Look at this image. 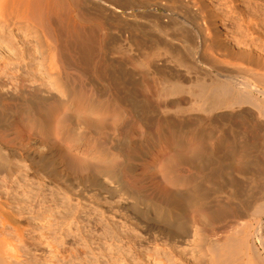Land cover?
Listing matches in <instances>:
<instances>
[{
	"label": "bare ground",
	"instance_id": "bare-ground-1",
	"mask_svg": "<svg viewBox=\"0 0 264 264\" xmlns=\"http://www.w3.org/2000/svg\"><path fill=\"white\" fill-rule=\"evenodd\" d=\"M248 2L264 8V0ZM191 3V0H0V30L3 31L2 27L12 28L13 25L22 24L19 26H25L24 35L35 33L37 37L36 40L32 39V35L27 37L26 47L25 44L14 42L12 37L0 34V49L1 44H4L9 51L5 58L2 57L0 65V150H8L11 145H21L19 141L10 138L20 132L21 128L48 137L51 129L49 119L58 114L67 118L71 127L79 125L75 118L76 102L85 97V85L93 86L97 98L106 96L97 106L107 110L106 117L117 120V127L114 133L108 121H104L100 134L109 146L119 151L123 162L126 159L124 147H142L139 140L128 137L129 130L134 127L128 117L129 111L135 120H141L149 133L157 129L159 120L162 125L175 128L172 118L177 115L184 118L186 115H196L200 124L209 120L207 124L210 128H196L193 131L194 138L185 144L189 155L178 156L181 162L190 160L194 162V167L201 170L200 175H188L190 187L194 191L199 179L212 180L224 176V168L220 170L222 167L210 165L216 153L215 150H208V146L214 144L216 148H226L227 154L236 162H233L237 168L234 170L240 178L237 183L229 181L230 188L224 191L222 197L229 200L233 187L235 193L243 198L241 202H236L238 204L235 208L230 207V200L229 206L226 204L227 199L225 202L221 200L217 217L223 222L219 229L223 234L206 237L209 252L206 264H240L244 260L245 264H264L260 254L264 253V131H261L264 129V72L258 71L262 68L259 64L254 66L250 57L247 62L241 55L235 62L222 59L228 56V51L225 52L219 43L217 47H212V32L205 21L191 22L185 15L177 16V19L173 9L168 13L162 9L165 4L177 9ZM134 5L138 9L136 6L131 7ZM150 9H159L161 12H149ZM161 13L166 15L164 19ZM139 15L151 22L157 35H152V28L153 31L149 33V27L146 29L139 23L136 19ZM33 43L45 44L44 50L47 53L35 55ZM21 45L24 48L15 54L13 49ZM215 50L222 53V58ZM35 65L39 66L38 69H34ZM77 67L82 69L84 77L76 74ZM140 67L143 72L137 71ZM42 69L46 70V77L42 75ZM3 86H6L5 92L1 91ZM24 95L26 100L22 99ZM10 99L16 102L17 111L28 112L38 123H22L25 117H21V123H16V111L6 107L5 101ZM38 107L41 108L40 112L37 111ZM233 114L239 117L238 121H230V118L227 120V115ZM234 126L239 128L236 136L227 131ZM215 130H219L220 134L215 135ZM150 139L154 141L151 135ZM33 142L31 145L42 144V140L36 138ZM46 145L49 148L47 155H26L34 173H42L50 184L57 177H65L74 187L81 184L85 188L97 189L99 198L92 199L93 203L111 215L96 210V216L93 214L89 221L95 225H112L117 222L114 216L124 220L129 227L133 225L131 228L135 230V222L131 223L121 213L126 209L144 224L145 229L142 227L145 235L152 230L168 238L177 235L181 222H162L154 218L177 220L178 213L185 210L191 200L166 205L135 197V202L127 203L121 195V200L114 202L119 203L109 204V207L104 204V194L120 191L129 193L125 191L127 183L123 172L128 170L134 173L138 170L137 165L122 164L112 170L97 168L85 178L76 177L70 160L62 158V147L51 146L50 142ZM258 151L261 152L259 157L263 158L262 161L257 156ZM203 153L204 157L201 156ZM10 158L11 155L0 153V172ZM204 167L212 168L205 171ZM103 173L109 174L112 186L101 180ZM74 180L78 183L75 184ZM17 186V180L12 177L0 180V264H13L14 260L20 262L22 258H18L23 255L17 253V243H21L19 246L24 249L36 248V243L43 244V239L51 236L44 232V228L52 225L51 220L44 222L42 216L39 218V226L32 225L33 216L37 217L42 212L33 209L34 204L29 199L21 201L17 197ZM67 190L71 194L69 200H76L77 205L80 204L79 198L87 199L82 189L77 193L69 188ZM24 191L23 188V194ZM50 198L52 203L49 201V206L52 209L54 206L59 207L57 200L55 202L54 198ZM37 201V204L42 203L39 199ZM67 204L71 206V203ZM140 204L143 208L139 207ZM111 205L118 211H113ZM35 212L36 215H29ZM61 219L56 217L57 227L53 229L56 235ZM72 223L78 222L72 219L68 221L71 230ZM39 227L42 229L39 233L44 238H36L32 234ZM77 228L75 226V231ZM78 236L84 238L83 235ZM50 239L47 246L55 251L53 257L63 261L67 255L59 246L60 241L52 242ZM84 239L87 243L88 239ZM45 255L31 253L29 257L38 261L54 259L52 255Z\"/></svg>",
	"mask_w": 264,
	"mask_h": 264
},
{
	"label": "rangeland",
	"instance_id": "rangeland-1",
	"mask_svg": "<svg viewBox=\"0 0 264 264\" xmlns=\"http://www.w3.org/2000/svg\"><path fill=\"white\" fill-rule=\"evenodd\" d=\"M191 1L192 3L186 7L174 9L165 4L162 6V9L167 13L170 12V9H173L175 11V17L185 15L191 22L205 21L212 32V47H217V43L221 44L225 52L228 51L227 54L229 57H224L222 53L215 50L216 54L221 58L223 56L222 59L232 62L237 61L235 59L239 58V55L246 60L245 62L249 61L248 57H250L254 66L259 64L262 68H258V71L264 72V8L261 6L255 7V5L249 3L248 0ZM131 7L138 9L137 5ZM150 11L161 12L159 9H150L149 12ZM161 14L164 19L166 16L165 13ZM141 16L136 19L143 27L145 26L146 29L149 27L148 32L150 33L154 30L151 26V22ZM178 18L179 17H177V19ZM19 25L22 24L13 25L12 28L2 27L3 31L0 30V34H6L12 37L14 42L25 44L26 47H28L26 42L27 37L32 35V39L36 40V34L24 35L25 26L21 27ZM154 32H156V34ZM157 34L158 32L156 30L152 32V35ZM217 40L219 42H217ZM44 45L45 44L33 43L32 50L35 51L34 54L38 56L46 54L47 52L44 50ZM1 47L0 65L2 64V57L5 58L9 53L6 45L1 44ZM21 48L23 49L24 45H21L18 49H13V52L18 54ZM205 62L210 63L208 60H205ZM215 65L217 67L221 66V64ZM38 67V65H35L34 69H38ZM130 68L131 66L129 70ZM137 71L143 72L144 70L140 67L139 69L137 68ZM76 74L80 77H84L81 68H76ZM42 75H44V77L47 76L45 69H42ZM50 82L52 83L54 80H50ZM5 89L6 86L1 87V91L5 92ZM84 89L86 90L85 97L76 102L75 118L76 121L80 123L79 125L71 127L68 119L58 114L49 119L51 129L48 137L37 135L35 132H29L21 128L20 132L11 137L9 136L21 143V145H13L14 148L12 145L10 146V148H12L11 152L14 151L13 155L10 152V148L8 149L9 151L6 148L2 149L3 151L5 150V154L0 150V153L3 155L12 156L6 167L0 172V180L3 177H12L16 179L18 186L21 185L20 187L17 186V197L20 198L21 201L29 199L32 204H34L33 209L42 212L39 213L37 211L39 213L38 216H33L31 221L32 225L39 226V218L42 216L44 222L46 220L52 221L51 226L44 228V232L50 234L51 236L49 237L51 239H46L43 235H40L39 232L42 230L40 227L32 233L36 238H44L43 244L37 241L38 243L36 244L38 246L36 245V248L30 247L28 248L30 250H28L25 247L26 249H24V247L21 248V245V247L19 246L21 243H17V247L15 241L13 240L15 244H13L12 241L13 246L15 245L16 248H19L17 249L19 250L17 253L20 252V254L23 255L19 257L18 260L21 258L24 259H21L19 263L14 260L13 264H206L209 255L205 243L206 237H208V235L215 236L218 234V236H220L223 234L220 233L221 230H219L223 222L218 220L217 217L218 208L220 203H222L221 200L225 202L227 199L226 204L230 200V207L235 208L243 198L239 196V193V195L235 193L236 191L233 187L231 188L232 195L229 197V200L228 198L222 197L225 195L223 194L225 193L224 191H228L230 188L229 181L232 180L237 183L240 178L239 176L237 177L238 174L234 170L236 168V165L234 166L236 162L227 154L226 148L221 146L216 148L214 144H209L208 146V150H215L216 153L214 156L215 159L211 161L210 165L213 167L214 165L219 168L222 167L220 170L224 168L222 173L225 172L226 174L224 173L223 177L212 179L215 183L209 178L208 180L199 179V183L194 190L196 193H193L194 191L190 187L188 175H200L201 170L194 167L192 165L194 162H190V160L181 162L178 156L184 157L189 155L185 148V144L194 138L193 131L196 128H199V130L210 128L207 124L209 120H206L204 124H200L198 120H196V115L190 114L189 117L186 115L185 118L177 115V117L172 118L175 125L174 128L170 125H162L161 121L158 119L159 121L157 122L159 126L153 133H149V129L142 125L141 120H135L128 110L130 123H134L132 130H129L128 137L132 140H139L142 147L140 148L136 145L129 148L124 147L123 151L126 159L123 162V156L119 151L109 146L100 134V130L104 126V121H108L110 129L113 130L114 133L117 127V120L114 117H106L108 115L107 110L97 106L99 101H103L106 96L103 95L97 98L92 85H85ZM22 99L26 100L27 98H25L24 95ZM5 102L7 109L16 111L14 112V114H16V123H21V117H25L22 123L28 125H35L38 123L28 112L17 111L15 101L10 99ZM127 109H129V107ZM37 111L40 112L41 108L38 107ZM228 116L229 115H227V120L229 118L230 121L239 120L237 115L233 114V116ZM177 129H181V131L178 132ZM238 130L239 128L235 126L231 129H227L228 133L233 136H236ZM261 131H264V129ZM261 131L260 133H262ZM218 134H220V131L215 130V135ZM150 135L154 141L150 139ZM34 138L42 140V144L31 145L34 143ZM213 140L214 139L210 140V142ZM47 142H50L51 146L60 145L62 147V158L66 157L67 160H70L71 168L74 170L76 177L85 178L86 175L97 168L112 170L114 167L128 163H133L138 166V170L134 173L128 170L123 172V177L126 181L125 184L127 183L125 191L130 192L120 191L112 194L105 193V200H103L105 201L104 204H118L119 202H114L121 200V195L122 198L127 200V203L135 202V197H142L143 199L166 205L172 202H183L186 199L191 200L187 208L178 213L177 220L167 217L154 218L156 221L162 222H167V220L181 222L182 225L179 227L177 235L173 238H168L154 230L149 232L150 234L145 235L143 233L144 224L135 219L134 216L129 213L130 211L126 209L120 212L126 215L127 220L129 219L131 223L135 222V228L137 227L138 229L136 228L133 230L131 228L133 225L129 227L124 220L114 216L113 219L117 222L114 224L111 223L112 225L107 223L95 225L93 221H89V217H93L95 213L97 214L96 210L102 211L101 213L106 215H111L105 209L93 203L92 199L99 198L97 189L85 188L81 184L74 187L70 185V181H67L65 177H57V180L54 181L53 184H50L48 178L42 173L39 175L34 173L30 161L26 158L27 154L38 156L47 155L49 153V148L46 145ZM256 153L258 154L259 160L262 161L261 159L263 158L259 157L261 152L258 151ZM256 153L254 154L256 155ZM204 154L205 153L201 156L204 157ZM214 161L215 164H213ZM233 162L235 163L233 164ZM211 168L204 167L203 170L208 171ZM100 178L103 182L112 186V179L109 174L103 173ZM74 183L76 184L78 181L74 180ZM23 188L25 189L24 194L22 192ZM67 188L73 190L74 193H77L79 189L84 190L87 199L79 198L80 204L77 205L76 200H69L71 194ZM172 193H175V196H172ZM50 197L54 198L55 202L57 200V205L59 207L54 206V209H52L49 206V201H51ZM38 199L39 202L42 203L37 204ZM40 199L42 200L40 201ZM67 201L71 203V206L67 204ZM62 202H65V204H61ZM227 205L229 206V203ZM139 207L143 208L141 204ZM112 209L113 211H118L115 207ZM49 212H51V214ZM29 215H36V212ZM56 217L62 218L60 227L57 229V235L55 231H53V229L57 227V223H55ZM71 219L73 222H78L76 224H71L72 230L68 228V221ZM134 219L137 220V222ZM75 226L76 228L78 226L76 231ZM111 228L114 229L111 230ZM78 235H83L84 238L88 239V242L86 243V239ZM48 239L52 242L53 240L54 242L60 241L61 245L59 246L63 248V253L67 255V258H64L63 261L58 258L59 261L57 259L56 261L53 257L55 251L47 246ZM83 251H85V253H83ZM25 252L27 254L29 253V255H31V253H35L36 255L40 253L43 255L46 254L45 256L52 255L54 259H51V261L32 260L34 258L30 256L32 257L30 259L29 255ZM260 254L264 261V253L260 252ZM244 261L243 263L241 261V263H239L245 264ZM236 264H238V262Z\"/></svg>",
	"mask_w": 264,
	"mask_h": 264
}]
</instances>
